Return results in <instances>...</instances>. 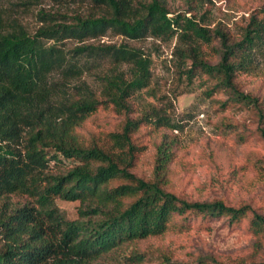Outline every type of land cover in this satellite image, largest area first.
Masks as SVG:
<instances>
[{
    "label": "trees",
    "instance_id": "trees-1",
    "mask_svg": "<svg viewBox=\"0 0 264 264\" xmlns=\"http://www.w3.org/2000/svg\"><path fill=\"white\" fill-rule=\"evenodd\" d=\"M90 1L103 12L40 11L34 33L0 22V264H89L120 246L164 236L176 216L224 217L234 224L248 218L255 253H264V214L251 204L192 200L170 188L178 148L159 131L178 125L155 107L133 114L134 96L151 83V58L127 43L85 42L110 31L131 40L177 36L186 45L174 52L184 64L191 59L188 73L200 68L216 79L211 92L220 90L249 109L264 140V93L245 87L246 76L264 63V14H251L241 37L232 39L203 18L172 13L165 0ZM214 38L218 61L211 63L201 44ZM69 40L76 44L67 46ZM101 108L124 114L120 126L82 137L78 128ZM144 127L154 135L150 177L136 171L149 147L140 140ZM51 161L70 164L54 173ZM13 194L30 201L13 204L6 199ZM58 198L79 201V217L68 218ZM156 251L158 264H187L172 260L167 248ZM128 260L143 257L137 251ZM212 262L204 256L196 264Z\"/></svg>",
    "mask_w": 264,
    "mask_h": 264
},
{
    "label": "rangeland",
    "instance_id": "rangeland-1",
    "mask_svg": "<svg viewBox=\"0 0 264 264\" xmlns=\"http://www.w3.org/2000/svg\"><path fill=\"white\" fill-rule=\"evenodd\" d=\"M138 1V0H134ZM148 1V0H143ZM172 13L185 12L211 28H222L232 39H239L243 26L251 14L263 15L264 0H165ZM100 7L90 0L67 2L64 0H0V22L11 30L22 25L34 33L41 25L39 12H64L74 14H100ZM171 13V15H172ZM87 43L122 44L140 47L152 60L150 85L134 98L136 112L155 107L178 125L159 132L172 138L177 145V155L171 163L170 188L192 200L220 198L232 205L249 203L264 214V140L258 131L256 116L245 107L230 101V97L213 90L216 79L200 68L188 73L191 59L186 64L175 54L177 46L186 43L174 38L146 37L131 40L110 31L107 35L86 40ZM67 46L76 44L66 41ZM219 39L201 44V51L211 63L218 61ZM264 62V61H263ZM261 69L246 77L247 89L264 93V63ZM124 114L112 109H99L78 128L82 137L114 130L120 126ZM140 140L148 144L137 161L136 171L150 177L155 161L154 135L149 127L140 131ZM156 140L161 139L156 136ZM70 163L51 161L50 172L68 168ZM6 199L13 204H23L30 198L13 194ZM57 204L70 219L79 217V201L57 199ZM0 201V213L4 211ZM189 216L174 218V227L164 236L141 240L120 246L89 264H158L161 261L157 247L169 249L172 260L196 264L204 256H212L217 262L210 264H264V253H255V237L248 218L240 223H230L224 217L202 220ZM139 252L143 260L132 263L129 257Z\"/></svg>",
    "mask_w": 264,
    "mask_h": 264
}]
</instances>
